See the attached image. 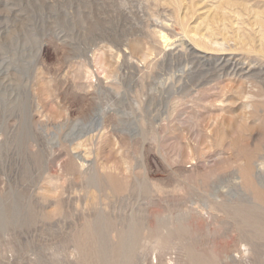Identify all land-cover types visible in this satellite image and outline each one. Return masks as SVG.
I'll use <instances>...</instances> for the list:
<instances>
[{
    "label": "rangeland",
    "instance_id": "rangeland-1",
    "mask_svg": "<svg viewBox=\"0 0 264 264\" xmlns=\"http://www.w3.org/2000/svg\"><path fill=\"white\" fill-rule=\"evenodd\" d=\"M0 264H264V0H0Z\"/></svg>",
    "mask_w": 264,
    "mask_h": 264
}]
</instances>
